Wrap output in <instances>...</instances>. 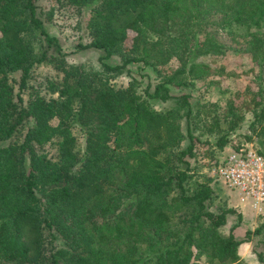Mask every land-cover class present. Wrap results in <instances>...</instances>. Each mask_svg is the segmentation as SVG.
Listing matches in <instances>:
<instances>
[{
	"label": "trees",
	"instance_id": "16d2710c",
	"mask_svg": "<svg viewBox=\"0 0 264 264\" xmlns=\"http://www.w3.org/2000/svg\"><path fill=\"white\" fill-rule=\"evenodd\" d=\"M55 1L91 8L84 20L88 41L77 47L103 55L99 70L67 64L58 39L45 31L37 0H0V264H244L243 241L233 228L220 231L236 212L225 204L211 210L216 181L198 176L192 159L197 145L209 144L197 131L200 119L203 136L217 135L214 145L223 150L249 113L250 130L264 145V0ZM212 14L220 16L217 23ZM211 26L244 27L258 71L256 88L247 85L227 101L221 116L228 127L220 132V115L193 106L190 94H171L202 79L220 85L240 77L224 64L200 61L225 54L206 32ZM172 60L177 67L162 72ZM39 64L62 75L46 82L56 97L34 90L24 102ZM130 64L157 77L146 99L132 84L117 88L109 81ZM170 99L175 105L167 110L149 103ZM202 114H213L208 124ZM254 233H264V224Z\"/></svg>",
	"mask_w": 264,
	"mask_h": 264
},
{
	"label": "rangeland",
	"instance_id": "374dc122",
	"mask_svg": "<svg viewBox=\"0 0 264 264\" xmlns=\"http://www.w3.org/2000/svg\"><path fill=\"white\" fill-rule=\"evenodd\" d=\"M37 6L45 22V31L48 35L58 39L59 45L61 46V53L64 55L66 63L69 65L84 64L87 68L99 70L98 58L103 55L102 51L96 49H78L77 47V44H86L88 41L84 20L91 8H75L65 4L59 5L55 0H37ZM219 19L220 16L217 14H212L209 18V20L214 23H217ZM206 32L221 44L223 50L225 49V54L223 56L201 58L200 61L205 63L212 62L216 65L224 64L228 71L240 77L232 76L230 78H223L220 85H212L210 81L213 78L202 79L196 81L192 86L184 90L171 88V94H190V96H192L191 103L193 106H204L205 109L209 110L211 113L220 115V127L218 132L226 131L228 125L221 115L225 111L227 101L233 99L235 94L243 92L247 85H250L253 89L256 88L253 83V74L255 75L258 71H256L255 67L252 65L246 52L247 46L243 38V35L246 33L244 27L232 26L228 31H223L216 28V26H211L207 28ZM50 53L54 54V49H50ZM108 63L114 64L116 63V59ZM176 67V61L172 60L169 66L163 69L162 72L170 73ZM262 76L264 83V66L262 68ZM11 77L12 83L15 85L16 93L18 92L20 74L15 73ZM61 78L62 75L50 65L39 64L34 66L28 80V87L22 93L24 102L27 101L29 92H33L34 90L38 91L40 95L47 99L56 97V94L46 89V82H60ZM156 78V75L150 68L143 67L142 64H130L122 74L110 78L109 81L117 88H126L132 84L135 93L142 99H146L144 90L147 85H154L157 81ZM149 103L156 111L167 110L175 105L174 101L171 99L166 101L150 100ZM213 114H211V116ZM211 116L209 118H211ZM201 118H203L202 120H206L207 124L210 122L209 118L205 119L203 114ZM251 120V114L247 113L244 115V120L232 133L228 145L225 146L223 150L217 149L214 145L215 136L217 135L206 133L203 136L201 133V130H203L201 127L202 121L201 119L200 122L195 120L196 126L200 127V129L197 130L201 134L200 139L209 142L207 145H197L196 158L194 160L192 159V166L196 165L198 172H200L198 176L201 177L203 174L211 177L210 170L214 162L223 158L236 146L249 145L253 150L261 151L264 155V145H260L259 137L254 136L250 130L249 125ZM182 130L185 131V122H182ZM73 132L77 137L78 144H80L82 148L84 145L83 136L77 127L73 128ZM247 137H251L252 141H249ZM183 144L185 145V143ZM45 150L49 155L54 153V149L51 147H45ZM214 186L218 190V197L211 210L216 211V206L225 208L224 206L226 205L236 212V214L229 216L227 224L220 229L221 233L226 235L233 228L232 232L234 237L239 241H243L238 249L241 263L264 264V233L259 235L254 233V230L260 224H264V215L256 216L254 213L239 209L236 207L235 202L230 200L228 191L225 187L219 182H216ZM238 214L241 216L239 223L237 219ZM247 233H250L248 237L246 236Z\"/></svg>",
	"mask_w": 264,
	"mask_h": 264
},
{
	"label": "built area",
	"instance_id": "2783aa9c",
	"mask_svg": "<svg viewBox=\"0 0 264 264\" xmlns=\"http://www.w3.org/2000/svg\"><path fill=\"white\" fill-rule=\"evenodd\" d=\"M211 177L228 191L236 207L264 215V158L249 145L232 149L212 166Z\"/></svg>",
	"mask_w": 264,
	"mask_h": 264
}]
</instances>
